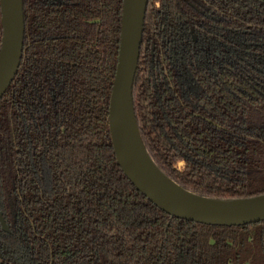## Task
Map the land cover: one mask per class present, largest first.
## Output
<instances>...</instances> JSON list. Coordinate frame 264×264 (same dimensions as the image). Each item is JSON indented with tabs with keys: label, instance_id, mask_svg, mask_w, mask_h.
I'll list each match as a JSON object with an SVG mask.
<instances>
[{
	"label": "trees",
	"instance_id": "1",
	"mask_svg": "<svg viewBox=\"0 0 264 264\" xmlns=\"http://www.w3.org/2000/svg\"><path fill=\"white\" fill-rule=\"evenodd\" d=\"M22 5L0 98V264H264V220L175 217L120 168L108 110L123 0ZM132 97L167 176L210 197L264 193V0H148Z\"/></svg>",
	"mask_w": 264,
	"mask_h": 264
},
{
	"label": "water",
	"instance_id": "2",
	"mask_svg": "<svg viewBox=\"0 0 264 264\" xmlns=\"http://www.w3.org/2000/svg\"><path fill=\"white\" fill-rule=\"evenodd\" d=\"M147 5L148 0H123L119 50L108 110L111 142L120 168L152 203L175 217L214 225H238L264 220V193L229 199L200 195L167 176L147 152L137 126L132 97ZM0 23L1 98L13 80L22 56L25 31L22 0H0ZM131 117L147 155L172 184L154 176L138 155L129 129ZM0 223L3 230L9 232L1 211Z\"/></svg>",
	"mask_w": 264,
	"mask_h": 264
},
{
	"label": "bare ground",
	"instance_id": "3",
	"mask_svg": "<svg viewBox=\"0 0 264 264\" xmlns=\"http://www.w3.org/2000/svg\"><path fill=\"white\" fill-rule=\"evenodd\" d=\"M129 129H130L131 139L135 145V149L137 150L138 155L145 163L147 168L150 170V172L158 179L162 180L163 182L167 184H172V182L168 178H166L161 172H159V170L155 167V165L147 155L132 117H131Z\"/></svg>",
	"mask_w": 264,
	"mask_h": 264
},
{
	"label": "rangeland",
	"instance_id": "4",
	"mask_svg": "<svg viewBox=\"0 0 264 264\" xmlns=\"http://www.w3.org/2000/svg\"><path fill=\"white\" fill-rule=\"evenodd\" d=\"M179 165L181 166V165H182V163L180 162V163H179Z\"/></svg>",
	"mask_w": 264,
	"mask_h": 264
}]
</instances>
